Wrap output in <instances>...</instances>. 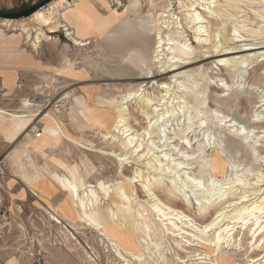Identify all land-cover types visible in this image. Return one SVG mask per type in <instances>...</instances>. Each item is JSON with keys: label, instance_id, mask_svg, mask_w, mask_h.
Instances as JSON below:
<instances>
[{"label": "rangeland", "instance_id": "rangeland-1", "mask_svg": "<svg viewBox=\"0 0 264 264\" xmlns=\"http://www.w3.org/2000/svg\"><path fill=\"white\" fill-rule=\"evenodd\" d=\"M39 1L25 0L26 3L21 4V0H15L16 6L8 8L4 5L0 10L19 12ZM55 1L38 10H46ZM129 2L68 0L63 8L60 7L57 20L64 22V15H68L69 23L82 33V38L88 43L84 46L78 45L62 24L51 29L33 14L23 18L0 17V29L6 36L19 38L15 48L10 44H0V107L10 111L24 109L25 113L32 115L29 123L16 134L0 132V201L10 207L12 220L0 239V264H25L28 259L26 251L37 249L47 264H264V232L255 240L249 228L237 226L230 244L224 243L219 249L216 246L219 230L225 232L227 225L235 223L232 209L237 197L251 194L254 190H258L257 198L264 196V182L254 184L260 175L258 170L264 173V163L255 161L252 148L233 132L237 129H264V105L262 109L253 106L264 90V51H245L253 52V60L239 70L218 65L214 57L218 45L253 42L250 36L252 27L259 28L264 24L258 15L263 3L261 0H214V4L208 5L205 0H140V11L127 13ZM190 3H195L197 11L205 16L204 37L207 42L199 43L195 38L192 24L189 23L190 14L185 7ZM190 12L194 14L196 11ZM135 16L138 17L133 18ZM111 19L117 24L107 30ZM159 31L165 42L167 34L188 40L189 54L180 56L183 61L177 70L185 73L173 77L175 73L162 70L161 66L169 60L170 51L166 50L168 47L165 45V51L160 53L159 58L156 57ZM182 31L183 36H177ZM262 31L260 36H255L256 41L264 40ZM238 35H243L246 40L240 44L232 41ZM138 37L147 41L149 51L146 53L140 52ZM113 52L117 55L113 56ZM242 54L230 55V59L238 60ZM144 80L140 87V82ZM164 81L171 83L172 90L168 97L170 101L162 106L158 101L161 90L158 84ZM135 89L138 96L125 103L126 116L133 130L143 134L139 141L143 142L145 148L148 145L154 148L151 140L153 138L158 142L161 134L155 128L150 135L144 134L150 127L147 114L152 113L150 108H144L141 101L146 99L153 108L159 104L158 110L161 112L171 105L178 108L177 96L183 92L197 93L195 96L200 100L198 107H193L189 97L184 98V107L165 120L163 128L168 136L173 137L168 142L170 145L154 149L155 155L170 153L169 157H162L165 163L188 162V165L182 166V171L187 172L183 177L176 170L154 172L145 164L150 159L139 158L136 154H128V160L121 164L119 155L127 151L123 146L122 134L115 131L105 136L113 129L122 97ZM25 99L33 105L25 108ZM83 100L86 101L83 108L86 122L76 113ZM97 112L108 115L106 124L98 122ZM258 112L261 113L258 117L253 115ZM48 114L56 121L44 119ZM220 114L228 115L235 124L231 123L230 126L227 122L221 125L218 121ZM199 118L206 119L203 126L199 124ZM47 122L59 126L61 136L66 135L72 141L64 139L57 145L53 139H46L44 127ZM188 125L191 126L190 144L180 142V136ZM163 139L159 145L164 143ZM259 142L261 146L256 155H263L264 138ZM159 150L163 151L157 153ZM154 161L156 166L162 167ZM235 162L237 167H231ZM69 164L80 186L88 182L97 186V180H103L111 187L122 186L127 191L135 225L143 222L149 227L150 235L147 230L144 233L139 225L131 230L124 221L109 220L111 214L108 211L111 212L119 201L116 190L111 193L112 198L106 202V207L100 209L93 206L91 201H95V197L90 195L86 213L102 223L118 242L126 241L129 236V240H133L131 235L135 231L139 238V242L135 241L136 245L138 248L140 244L143 246L146 260H134L124 250V258H118L109 240H103L98 231L78 222V215L71 212L68 192L56 177L48 174L55 170L61 172ZM138 169L144 172L149 170L156 175L160 185L154 189L156 180L152 179L150 188H153L151 192L158 199L163 200L164 208L171 206L182 213L180 216L188 218L180 220L175 217L171 224L170 220L163 222L155 212H151L149 209L153 202L141 187V178L137 177L136 182L131 181ZM209 174L214 176L217 186L224 183L223 192L221 198L216 197L211 205L202 209L199 199L212 188ZM187 176H202L204 180L196 184ZM172 178L180 189L174 186ZM181 179H187V185ZM241 181L247 184L243 186ZM93 189H96V196L102 198L98 186ZM127 206L121 208L127 210ZM56 210L68 216L70 221L63 220V225L56 223L50 215L51 211L57 213ZM221 212L226 213L220 215L218 223L204 230ZM164 223H168V226Z\"/></svg>", "mask_w": 264, "mask_h": 264}, {"label": "bare ground", "instance_id": "bare-ground-1", "mask_svg": "<svg viewBox=\"0 0 264 264\" xmlns=\"http://www.w3.org/2000/svg\"><path fill=\"white\" fill-rule=\"evenodd\" d=\"M67 1L68 0H57V1L53 2L52 4H50V6L46 10H43V11L38 10V11L34 12L33 17H35L38 21H40L44 25H48L51 29L57 27L59 24L64 25L66 27V30L68 31L67 33L72 36V38L77 42L78 45H81V46L87 45L88 43L85 42V40L82 38L83 37L82 33L77 32L76 28L73 27L72 24L69 23V20H68L69 16L68 15H64V18H65L64 22L57 20L56 14H57L58 9H60V7L63 8L65 6V4L67 3ZM261 2L263 3V6H262L263 9H262V11H258V15L263 19V22H264V0H261ZM129 3L130 4H129L127 13L132 12V11H135V12L140 11V9L138 8V6L140 4V0H130ZM205 3H207L208 5L214 4V0H212V1L211 0H205ZM230 5L231 4H228V6H230ZM195 6H196L195 3H190L189 5H187V4L185 5V7L188 8V11L190 14L189 15V23L192 24V28H193L197 42L202 43L204 40L207 42V40L204 37L206 34L205 33L206 28L204 26V22L206 21L205 16L203 15L202 12L197 11V8ZM253 10L256 11L255 9H253ZM71 11H73V9ZM190 11H196V12L194 14H192ZM59 16H61V15H59ZM137 17L138 16H135L133 18H137ZM126 19H129V18L126 17ZM116 24H117V22H115L114 19H111L110 21H108L107 30L112 29L113 27H115ZM257 24H258V22H257ZM252 28H253V33L250 35V36H252V39H253V42L250 39L252 43H250V44L244 43V45H241L239 42L244 41L246 39L243 38V35H238L235 39L233 38L232 41H234L235 43L238 42L240 45H238V44L237 45L235 44L234 46H232L233 44L231 46H227V45L225 46V44L218 45L216 52L214 54V57L218 61L217 62L218 65L223 64L226 67V69L233 68V70H234V68H235L236 70H239L243 67H247L246 65L250 64V62H251L250 60H253V55H252L253 52L248 53L245 51H253L256 49H260V51L262 49L264 51V40L263 41H256L257 39L255 38L256 35L260 36L262 34V32H263L262 30H264V24L259 25V28H255V27H252ZM107 30L105 32H107ZM75 34H76V36H75ZM183 34H184V31L178 32L177 36L181 37V36H183ZM167 37H168L166 39L167 41L165 42L160 31L157 33V38H156L157 46L155 48V52H156L155 54H156V57L159 58L160 53L165 51L164 47H165V45H167L168 48H166V50L170 51V54H168L169 60L167 61L166 65H162L161 67H162V70L165 71L166 73H173V74L175 73L173 75V77H175V76H178L182 73H185L182 71L177 72V70L179 69L178 65L181 63V61H183V57H180V56L184 55V54H189V52H188L189 51V49H188L189 45H188L187 39L181 40L182 38L179 39L176 36L169 35V34H167ZM152 40H153V37L151 38L150 42ZM146 42L147 41L143 40L141 37H138V39H137L138 46L142 50L146 49V51L141 50L140 52L146 53L147 51H149L147 49V43ZM5 43L10 44V46H13L15 48L19 44V38L17 40L13 36H6L4 31L0 29V44H5ZM144 43H146L145 44L146 48L144 46ZM240 52L244 53V54L240 55L241 58H238V60L230 59L231 58L230 55H233L235 53L240 54ZM116 55H117L116 52H113V56H116ZM262 57L264 59V54L262 55ZM158 58H156V60ZM225 61H229V62H225ZM238 64L241 66H238ZM144 82H145V80L141 81L139 86L141 87L142 86L141 83H144ZM171 82H173V81H171ZM158 86L161 87L160 96H159L158 101H159V103H161L162 106H164L165 104H167L170 101L168 99H171V98H168V97H170L169 94L171 93V90H172L171 89V83L164 81V82H161L160 84H158ZM136 90L137 89L131 90L130 93L125 94L122 97V100L120 101V105L118 108L119 113L116 116L115 122L112 125L113 129L111 131L107 132L105 134V136H108L111 132L114 133L115 131H117L119 133V135H120V133L122 134L123 146L127 151L125 153L119 155V159H120L121 164H124L125 161L128 160V154H136L137 156H139V158L147 159V157H148L150 160H148L145 164L147 165L148 169H152L154 172H157L159 170H164V169L168 170V171H175L176 170L179 173V176L183 177V175L186 174L187 172L182 171V166L188 165V162L185 163L184 161H178L177 163H174V164L165 163L166 160L163 161L162 157L165 156V158H166L168 155H170V153L165 152L164 155H161V154L155 155L156 152H154V149L155 148L160 149L162 147L170 145L169 143L171 142V139H173V137L168 136L166 134L164 128H163V126H165V124H164L165 120L167 118H169L170 116H172L173 114H175L177 112V109L180 110L181 108L184 107V103L186 102V99H184V98L189 97L191 99V102L193 103V107H198V105L200 104V100H198L195 96L197 93H194V92L189 93L188 91H185V92L182 91L183 93L181 95L177 96L176 106L178 108H175V106L173 107L171 105V106H167L161 112L158 110L159 104L153 108V105L150 102H148L146 99H143L144 101H141V102H143L144 108H150L151 113L154 114V115L151 114L152 116L150 114H147L148 115L147 119L149 121L150 127H148L146 129V132L144 134L150 135L152 133L153 128H155V130L158 131L159 134H161L160 137H158L159 138L158 142H156L152 138L151 141L155 145L154 148H151L149 145L145 148V147H143V142L139 141V138L141 136H143V134L138 133L137 130H133L134 128L129 121L130 119H128L126 116L125 103H128L133 98H137L138 92ZM260 95H261V98L258 100L259 104H258V102L255 103L253 105L254 108H256V107L259 108L262 105H264V90H263V93ZM138 99H139V97H138ZM31 105H33V103H31L29 100L25 99L24 107L28 108ZM85 105H86V101L83 100V105L81 106L80 110L76 111L77 115L79 117H81L83 119L82 121H84V122H86V120L83 117L86 113L83 110ZM261 109H262V107H261ZM23 110H16V111L11 110L10 111V110H5L4 108L0 107V132L5 131V132H11V134H16L17 132H19V130H21L22 127L26 126L29 123L30 117L32 115L25 113L26 111H23ZM260 114L261 113L258 112V113H254L253 115L254 116L256 115V117H258V115H260ZM96 118H98L97 119L98 122L102 125H104L108 122V115L104 114L102 112H97ZM44 119H46L48 121L49 120L50 121L51 120L56 121L55 118L53 116H51L50 114L46 115L44 117ZM257 119H260V118H257ZM263 120H264V118H263ZM205 121H206V119L204 120L203 118H199V124L201 126H203L206 123ZM218 121L221 125L225 124L227 122H229L230 126L232 125L231 123L235 124V122L232 118H230V117H228V115H224V114H222V115L220 114V116L218 117ZM236 125H237V123H236ZM261 125L259 127H261ZM261 128H263V127H261ZM190 131H191V126L188 125L186 127V129L183 131V134L180 136V142L187 141L190 144V141H191L189 139ZM233 132L236 133L237 136H240L241 138H243L245 143H247L252 148V153H253V156L255 158V161L260 162V163H264V154L263 155H260V154L256 155V152L258 151V147L261 146L259 141H261V139L264 138V134L261 135V132L264 133V129H261V131H256L255 128H251L248 131H246L244 129L242 131L237 129L236 131H233ZM44 133L46 134V139H53V141L57 142V145L61 144L64 139L71 140V139H68V137L66 135H64V137L61 136L59 126H52L48 122L46 123V126L44 127ZM112 136H115V135L112 134ZM163 138H165L164 143L162 145H159L160 141ZM233 138H236V137H233ZM144 140H145V137H144ZM48 147H52V146H48ZM48 147H46V148H48ZM162 151L163 150H159V151H157V153L162 152ZM20 156H22V154H20ZM53 157H55V156H53ZM154 160H156L158 162V164H160V166H162V167L156 166ZM17 162H18V160H17ZM51 163H53V162H51ZM210 163L211 162L209 161V167L211 166ZM235 164H236V162L232 163L231 167L236 168L237 166ZM69 165L70 166H67V167L65 166V168L61 172H58L55 170V171H49L48 174H50L53 177H56V179H58L59 183L64 188V190L66 192H68V196L70 198L71 212L73 215H74V213H76L78 215V219H77L78 222L82 223L84 226H86L88 228H91V229L98 231L102 235L103 240L104 239H106L107 241L109 240L113 245L112 247L115 248L116 253H117L116 256L118 255V258H120V259L124 258L123 252H122V250H124V251H126V253H129L131 255V258H133L134 260H137L140 262H142L143 260H146L147 257L145 258V256H144L145 253L143 251V246L139 243L140 248H138L136 245L135 241L137 240L139 242V240H138L139 238L135 234L136 233L135 231L132 232V235H131L133 240H129V237H130L129 236L128 238H126V241L118 242L117 239L113 238L111 236V234H109L104 229V227L102 226V223H99L96 220L90 218L86 213V210H88L86 208V205L88 204L87 202H89L91 196L95 197V199H94L95 201H93V200L91 201L93 206L97 207V209H100V207H104L106 202L109 201L110 198H112L111 193H113V191L116 190V192L118 194V200L119 201H118V204H115V206H116L115 208L118 209L117 210L118 212L115 211V208L113 209V207H112L111 212L108 211L109 215L111 214V216L109 217V220L124 221V223L126 224L125 226L126 227L128 226V229L130 228L131 230L134 227L138 228V225H139V227L144 231V233H147L146 230L149 229V227L145 226V224L143 222H140L138 225H135V222H134L135 219H133L134 214L131 212L132 210H131L130 206L128 205L130 198L127 194V191H125V189L122 186L111 187V186L107 185L105 183V181L97 180V186H98V188L102 194V198H99V196H96V189H93L94 187H97V186L92 185L89 182L86 183L84 186H80L78 181L75 179V177L71 173V170H70L71 164H69ZM178 167H179V169H178ZM230 173H232V172H230ZM258 173H260V175L257 177V180L254 181V184H260V183L264 182V173L261 172L260 170H258ZM209 175L211 176L210 179L212 178V180H211L212 181V184H211L212 188H211V190H207V193H205V195L202 196L201 199H199V202H200L199 205H200V208H202V209L206 208L208 205H211V203L213 202V200L216 197L217 198L222 197V192H223L222 190H223V186H224L223 184L224 183H222L220 186H217L215 184V180L213 178L214 176L212 174H209ZM24 177L26 178V176H24ZM137 177L141 178L140 179L141 187L146 191V193H148V196L152 199L153 203L152 204L150 203L152 206L150 205L151 209H149V210L153 213L155 212L157 214V216H159L160 219H162L163 222H165V220L171 221L175 217H177L180 220H182L184 217L188 218V216H185V215L180 216L182 213L181 214L178 213L177 212L178 210L176 211V209L172 208L171 206H166V208H164L165 204H162L163 200L161 201L160 199H158L156 197L155 193L151 192L153 189V188H150V183H151L152 179L156 180L154 189L160 185V181L156 178L155 174H152L149 170L147 172H144L143 169H138L137 175L132 177L131 181L136 182ZM236 178H235V180H239ZM187 179H191L193 182H196V184H201L202 181L204 180V178L202 176H200V177H198V176H194V177L187 176ZM187 179H184V180L181 179V181L183 183H186V185H187V182H186ZM222 179L225 180L224 178H222ZM171 180L173 181L174 186H178L180 189V186L177 183H174V179L172 178ZM29 183H31V182L29 181ZM241 183L243 184V186L247 184L244 181H241ZM217 184H219V182ZM225 189H227V188H225ZM81 191H82L83 195H81ZM257 192H258V190L257 191L254 190V191H252L251 194H248V195L241 194V195H239V197H237V200L235 202V207L232 209L234 216H233V218L231 217L233 220H235V223L234 224L232 223L233 225H231V226L227 225L224 228L225 232H221V230H219L220 231V232H218L219 235H217V237H216V239H217L216 246L218 249L221 247V245H224V243L230 244V242L234 238L233 237V230L237 226L240 227L241 229L244 227L249 228L251 230V232L253 233L252 239L258 240L263 235V232H264V196L257 198L256 197ZM251 195H255V196L250 197ZM125 205L126 206L128 205L126 207L127 210L121 208L122 206H125ZM227 207H229V206H227ZM120 210H124V211L119 212ZM144 210L147 211V209H145V208H144ZM56 212H57V210H56ZM225 213L226 212L219 213L208 225L205 226L204 230H207L208 228L214 227V225L218 223V219H219L220 215L225 214ZM50 215H51L52 219L54 221H56V223H61L62 225L65 222V221L63 222V220L68 219L70 221L68 216L61 214V213H58V212L55 213V212L51 211ZM163 217H165V218L168 217V218L163 219ZM151 223H153V222L151 221ZM168 223H164V225L168 226ZM171 224H173L172 221H171ZM253 226L255 227V229H252ZM166 229H170V227H167ZM148 232L149 233H147V234L150 235V231H148ZM259 232H261V234ZM258 233H259V235H258ZM194 236L196 237L197 235H194ZM109 247H110V245H109ZM85 251L87 252V250H85ZM87 255H88V257H90L88 252H87Z\"/></svg>", "mask_w": 264, "mask_h": 264}, {"label": "built area", "instance_id": "built-area-1", "mask_svg": "<svg viewBox=\"0 0 264 264\" xmlns=\"http://www.w3.org/2000/svg\"><path fill=\"white\" fill-rule=\"evenodd\" d=\"M24 3H26L25 0H21V4ZM11 221L10 207L0 201V239L4 236L5 232L9 228ZM26 256L28 259L25 264H47L39 249L27 250Z\"/></svg>", "mask_w": 264, "mask_h": 264}, {"label": "water", "instance_id": "water-1", "mask_svg": "<svg viewBox=\"0 0 264 264\" xmlns=\"http://www.w3.org/2000/svg\"><path fill=\"white\" fill-rule=\"evenodd\" d=\"M52 0H41L38 3L24 9L21 10L19 12H6V11H2L0 10V17L3 18H23V17H28L30 15H32L34 12H36L38 9L46 6L47 4H49Z\"/></svg>", "mask_w": 264, "mask_h": 264}, {"label": "crops", "instance_id": "crops-1", "mask_svg": "<svg viewBox=\"0 0 264 264\" xmlns=\"http://www.w3.org/2000/svg\"><path fill=\"white\" fill-rule=\"evenodd\" d=\"M4 2H6L7 4H5ZM17 2H15V0H0V8L4 7V5H6V7L8 8H12L14 6H16Z\"/></svg>", "mask_w": 264, "mask_h": 264}]
</instances>
